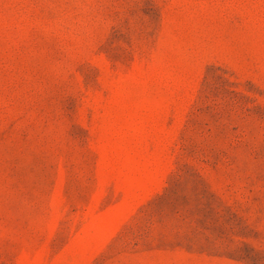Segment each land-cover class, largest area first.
<instances>
[{
    "label": "rangeland",
    "instance_id": "rangeland-1",
    "mask_svg": "<svg viewBox=\"0 0 264 264\" xmlns=\"http://www.w3.org/2000/svg\"><path fill=\"white\" fill-rule=\"evenodd\" d=\"M0 264H264V0H0Z\"/></svg>",
    "mask_w": 264,
    "mask_h": 264
}]
</instances>
